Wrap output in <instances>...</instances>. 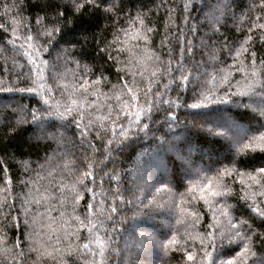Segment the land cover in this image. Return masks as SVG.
Segmentation results:
<instances>
[{
	"label": "trees",
	"instance_id": "1",
	"mask_svg": "<svg viewBox=\"0 0 264 264\" xmlns=\"http://www.w3.org/2000/svg\"><path fill=\"white\" fill-rule=\"evenodd\" d=\"M262 168L264 0H0V264H255Z\"/></svg>",
	"mask_w": 264,
	"mask_h": 264
},
{
	"label": "snow or ice",
	"instance_id": "2",
	"mask_svg": "<svg viewBox=\"0 0 264 264\" xmlns=\"http://www.w3.org/2000/svg\"><path fill=\"white\" fill-rule=\"evenodd\" d=\"M79 7H80V5H77V8H79ZM45 103H47V102L45 101ZM33 119H34V121H40L42 123L41 118L35 116V114H33ZM37 127L39 128L40 125L38 124ZM261 171L264 172V168H262ZM85 175L86 176H90L91 174L90 173H85ZM115 210H116L115 208L112 209L113 212H115ZM259 239L264 240V237H261ZM84 247L87 248L88 246L87 245H84ZM249 251H250V249L248 247H245V252L247 253ZM192 258H193L192 256H189L188 257L189 260H191ZM255 264H264V255L258 257L257 260H256V262H255Z\"/></svg>",
	"mask_w": 264,
	"mask_h": 264
}]
</instances>
